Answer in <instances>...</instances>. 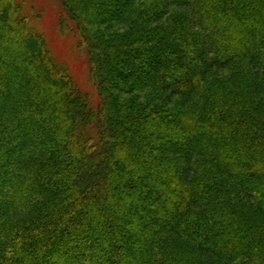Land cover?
Listing matches in <instances>:
<instances>
[{
	"label": "trees",
	"instance_id": "16d2710c",
	"mask_svg": "<svg viewBox=\"0 0 264 264\" xmlns=\"http://www.w3.org/2000/svg\"><path fill=\"white\" fill-rule=\"evenodd\" d=\"M90 87L0 0V264H264V0H60Z\"/></svg>",
	"mask_w": 264,
	"mask_h": 264
},
{
	"label": "rangeland",
	"instance_id": "374dc122",
	"mask_svg": "<svg viewBox=\"0 0 264 264\" xmlns=\"http://www.w3.org/2000/svg\"><path fill=\"white\" fill-rule=\"evenodd\" d=\"M24 11L32 16L33 24L46 34L48 46L53 51L58 62H64L76 76L79 85L90 87L92 84L88 57L86 53L77 52L72 33L62 34L58 26L60 15V0H19ZM79 51V50H78Z\"/></svg>",
	"mask_w": 264,
	"mask_h": 264
}]
</instances>
